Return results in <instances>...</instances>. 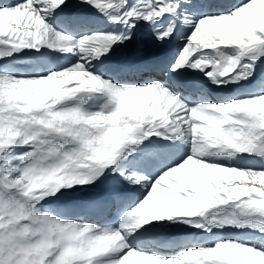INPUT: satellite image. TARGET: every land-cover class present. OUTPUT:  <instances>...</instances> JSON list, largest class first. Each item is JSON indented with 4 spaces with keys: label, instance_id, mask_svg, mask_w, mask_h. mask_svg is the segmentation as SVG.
I'll return each mask as SVG.
<instances>
[{
    "label": "snow or ice",
    "instance_id": "snow-or-ice-1",
    "mask_svg": "<svg viewBox=\"0 0 264 264\" xmlns=\"http://www.w3.org/2000/svg\"><path fill=\"white\" fill-rule=\"evenodd\" d=\"M0 264H264V0H0Z\"/></svg>",
    "mask_w": 264,
    "mask_h": 264
},
{
    "label": "bare ground",
    "instance_id": "bare-ground-1",
    "mask_svg": "<svg viewBox=\"0 0 264 264\" xmlns=\"http://www.w3.org/2000/svg\"><path fill=\"white\" fill-rule=\"evenodd\" d=\"M6 1H8L9 3H15V2H17V0H6Z\"/></svg>",
    "mask_w": 264,
    "mask_h": 264
}]
</instances>
